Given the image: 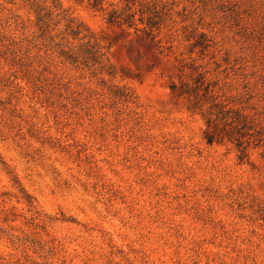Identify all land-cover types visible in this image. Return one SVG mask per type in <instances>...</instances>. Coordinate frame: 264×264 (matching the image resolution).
I'll list each match as a JSON object with an SVG mask.
<instances>
[{
    "label": "rangeland",
    "instance_id": "obj_1",
    "mask_svg": "<svg viewBox=\"0 0 264 264\" xmlns=\"http://www.w3.org/2000/svg\"><path fill=\"white\" fill-rule=\"evenodd\" d=\"M91 1L0 0V264H264V0Z\"/></svg>",
    "mask_w": 264,
    "mask_h": 264
},
{
    "label": "trees",
    "instance_id": "obj_2",
    "mask_svg": "<svg viewBox=\"0 0 264 264\" xmlns=\"http://www.w3.org/2000/svg\"><path fill=\"white\" fill-rule=\"evenodd\" d=\"M90 5L94 8H101L102 0H92ZM134 15V13L124 14L113 10L109 14V21L130 22ZM38 21H43L42 16L39 15ZM141 21H144L143 17ZM146 29L145 33L153 37V25H149ZM194 79L193 85L188 82H179V84L172 83L170 88L179 96H186L190 102L189 109L202 114L206 125L203 137L207 143H223L228 140L234 143L240 151V159H244L248 156L249 146L255 141L251 133L254 128L253 121L241 110L228 107L227 103L218 99L210 82L205 81L204 75L198 74Z\"/></svg>",
    "mask_w": 264,
    "mask_h": 264
}]
</instances>
